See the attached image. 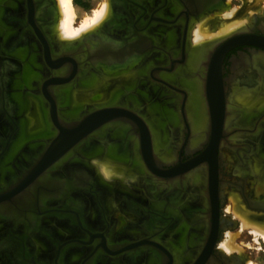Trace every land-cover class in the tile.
Here are the masks:
<instances>
[{"label": "flooded vegetation", "instance_id": "af4514ba", "mask_svg": "<svg viewBox=\"0 0 264 264\" xmlns=\"http://www.w3.org/2000/svg\"><path fill=\"white\" fill-rule=\"evenodd\" d=\"M104 1L103 19L71 39L58 32L57 0H0V264H247L219 244L239 228L228 194L264 214L263 49L224 54L215 163L195 160L211 140V58L225 37L264 36V9L195 43L192 24L228 0ZM201 49L195 72L176 75ZM192 79L206 122L193 118L189 147ZM112 81L103 100L75 102ZM238 95L258 99L249 106ZM96 114L109 119L77 139ZM149 125L160 128L156 155ZM102 162L127 166L131 178L103 175Z\"/></svg>", "mask_w": 264, "mask_h": 264}, {"label": "bare ground", "instance_id": "6f19581e", "mask_svg": "<svg viewBox=\"0 0 264 264\" xmlns=\"http://www.w3.org/2000/svg\"><path fill=\"white\" fill-rule=\"evenodd\" d=\"M257 1L258 0H251L248 3H256ZM57 6H58L59 14H60L59 15L60 17H59L58 25H57L58 32H59L61 37H63V38H71V39H72V37H77V35H79L80 33L88 30L89 28L91 29L92 27L97 25L103 19V17L105 16L106 8H107V4L104 3L103 5H101L102 6L101 9L99 8V10H95L93 12V15L84 18L81 21V23L79 24V26L75 27L73 25L74 18H75V11H74V7H73V4H72V0H57ZM234 14H236V11H235L234 7H231L230 9L224 11V13L222 14L226 18L225 21H224V24H225L224 29L225 28H227V29H229V28H234V29L238 28L237 25H239V23H240L239 21L230 22V20H231V18H232V16ZM227 20L229 21L228 23H226ZM216 35H219V34L218 33L208 34V33L204 32V31H202L200 29V25H198V26H196V29L194 31V37L193 38H194L195 43H198V42H202V41H205V40H208V39H212ZM205 53H206L205 49L204 50L201 49L200 51H196V52L194 51L192 53L191 52H187L186 53L185 62L183 64V66L180 69H178L175 74L176 75L177 74H181V75H184V77H186L187 75H190L191 73H194L195 70L197 69V66H198L197 63H196L197 60L201 61L204 58ZM103 56H105V55H103ZM107 56H111V55L109 54ZM60 60H61V58H60ZM60 64H62V63H60ZM216 66H215V68H216ZM202 69H204V68H202ZM191 82L193 83V81H191ZM115 84H116L115 81H112L110 83L105 82V83L101 84L99 86L98 90L96 91L95 95H93L91 93L90 94H78L75 102L76 103H81L83 101V99H85V97L89 98L88 95H90L91 98H94V99H97V100H103L107 96V94H109V92L113 90ZM195 85H193V86H195ZM188 86H189V88H186L187 97H186V107H185V118L187 119V121L190 124H192V119H191V116H190V112H191L190 104H192L191 102H192L193 99L196 101L197 104L199 103V101L201 99L200 89H201L202 86L198 84V85H196V87L193 88L190 85V83L188 84ZM194 96H195V98H194ZM254 99H258V98H254V96H251V97H249V96L244 97V96H239V95L236 96V100L237 101H239L241 103H246L249 106L254 103V101H255ZM227 114H228V117L232 116V110H230L228 108ZM106 117H108V116H106L105 114H99V115L96 114L94 116H91L90 118H94L93 120L91 119L93 121L92 126L94 124L98 123L99 121H101L103 118H106ZM183 117H184V115H183ZM29 118H30V121L32 122V124L38 125V123H39L38 113H37V110H36V108L34 106L31 108ZM227 120H229V119H227ZM236 122H237V120H236ZM39 126H41V124H39ZM149 127H150V134H151V144H152L153 152L156 155V153L158 151V143L160 142V140H159L160 136L158 135V133L160 131V128L158 129L155 126H152V125L151 126L149 125ZM173 132H174V130H173ZM191 134L192 135L190 136L189 147L194 146L197 143L198 137H199L196 134V129H194V127H192V125H191ZM128 147H129V145H128ZM55 155H57V154L54 153L53 156H55ZM157 156L159 157L160 154H157ZM100 168H101V171H102L103 175H105V176H111V175H115L116 174V175H120L121 177L126 176V175H127V177H129L131 175L129 172L126 174V171L124 169H122V168H116V167H113V166L112 167H108V165L103 164V163L102 164L100 163ZM235 205H236V203H235ZM241 210L242 209L238 208L233 214V215L236 214V215H238L240 217V220H241L239 222L240 223V228H242V229H248L249 228L250 231L255 236L256 240H257V237H261V239L264 241V214L259 212L260 213V214L258 213L259 215L257 213H256L257 215H255L254 214L255 212H254V213H252L250 215L249 213L246 212L247 210L246 211L245 210L241 211ZM225 234H227L226 238L220 242L219 248L222 249L223 251L227 252V253H229V252H231L233 250H235V251L238 250L239 251V248L236 245H234V240H235V239H233L234 238V235H233L234 233L232 234V233L228 232V233H225Z\"/></svg>", "mask_w": 264, "mask_h": 264}, {"label": "rangeland", "instance_id": "374dc122", "mask_svg": "<svg viewBox=\"0 0 264 264\" xmlns=\"http://www.w3.org/2000/svg\"><path fill=\"white\" fill-rule=\"evenodd\" d=\"M102 1L103 0H87L86 1V7H83V6L75 5L73 3V0H72V4L74 7V11H75V18H74L73 25L76 27L79 26L78 23L80 24L84 18L93 15V12L95 10H99V8L101 9ZM249 1H251V0H231V1L228 0L227 1L228 6L224 9L220 10L221 12H216L215 14H211L210 16H208L206 18L195 21L192 24L191 29H190L191 37H194V31L196 29V26H198V25H200V29L202 31H204L208 34H213V33L219 34V35L214 36V38L221 36V35H226V34H229L230 32H232L234 28H229V29L225 28L224 29V26H225L224 21L226 18L224 17V15H222L224 13V11L230 9L231 7H234L236 14H234L232 16L230 22L239 21L240 23H239V25H237V27H240L242 24H244L245 21H249L250 16L254 12H257L258 14H262V10L264 9V0H258L257 1L258 3L257 2L256 3H248ZM104 3H106V1H104L103 4ZM228 22L229 21L227 20L226 23H228ZM57 25H58V22H57ZM193 83H190V85L193 88L196 87V85H198V83L195 80H193ZM193 85H195V86H193ZM88 96H89V98L85 97V99H83V101L94 99V98H91L90 95H88ZM194 98H195V96H194ZM191 103H192V104H190V109H191L190 116L192 119L191 125H192V127H194V129H196V127L194 126L195 124L193 122V118L195 119L196 124L199 127H202L204 125V123L206 122V117L202 111L201 99H200L198 104L196 103V101L194 99L192 100ZM102 163L108 165V167L113 166L116 168H122L126 172L131 171L130 168H128L125 165H119V164L112 165V164H109L108 162H102ZM118 176H120V175H118ZM131 176H132V174L129 177H127V175H126L127 178H131ZM236 197L237 196L234 193L228 194L227 204L232 206L230 209L232 214L229 213L230 216H232L238 208L246 211V208L243 206V204L239 200H237L238 198H236ZM235 203H236V205H235ZM246 212L249 213L250 215L252 213H254L253 211H248V210ZM254 214L257 215L256 212ZM233 216L234 217L237 216L236 218L237 219L239 218L238 219L239 222L241 221L240 217L238 215L235 214ZM228 232H230V231H227L226 233H228ZM230 233H232V234L234 233L233 234L234 235L233 239H235L234 245H236L239 248V251L238 250H236V251L238 253H241L242 256L246 257L247 264L248 263L249 264L250 263L251 264H264V241L261 239V237H257V240H256L255 236L253 235V233L250 231L249 228L248 229L240 228V223H239L238 231L235 230V231L230 232ZM252 238H253V240H252ZM233 251H235V250H233ZM233 251H231V252H233ZM231 252H229V253H231Z\"/></svg>", "mask_w": 264, "mask_h": 264}, {"label": "water", "instance_id": "95a60500", "mask_svg": "<svg viewBox=\"0 0 264 264\" xmlns=\"http://www.w3.org/2000/svg\"><path fill=\"white\" fill-rule=\"evenodd\" d=\"M254 45L264 50V36L258 35H247V34H236L225 37L222 39L220 46L215 51L214 55L211 58L210 63V74L207 80V92H208V110L210 113V121H211V140L207 149L201 153L199 156L196 157L195 162H201L203 160H209L211 162L212 157V166L214 165V154L210 153L215 151V147L219 142V137L221 135L220 128L222 125L223 120V99H222V76H221V67H222V60L224 54L234 46L237 45ZM217 65V66H216ZM216 66V68H215ZM109 119V116L103 118L98 123L94 124L93 126L90 125L77 134V139H80L82 136L89 133L92 129L97 128L103 122ZM58 138L56 141H58ZM55 141V142H56ZM213 197L216 196V190L212 192ZM217 197V196H216ZM264 210V208H262Z\"/></svg>", "mask_w": 264, "mask_h": 264}, {"label": "trees", "instance_id": "16d2710c", "mask_svg": "<svg viewBox=\"0 0 264 264\" xmlns=\"http://www.w3.org/2000/svg\"><path fill=\"white\" fill-rule=\"evenodd\" d=\"M86 1H87V0H73V3H74L75 5H79V6L86 7Z\"/></svg>", "mask_w": 264, "mask_h": 264}]
</instances>
